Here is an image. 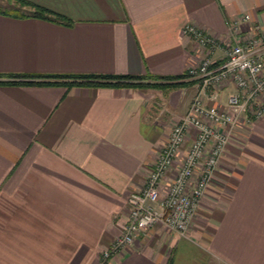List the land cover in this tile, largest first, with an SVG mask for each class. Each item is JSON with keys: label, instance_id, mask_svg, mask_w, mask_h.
Wrapping results in <instances>:
<instances>
[{"label": "crops", "instance_id": "1", "mask_svg": "<svg viewBox=\"0 0 264 264\" xmlns=\"http://www.w3.org/2000/svg\"><path fill=\"white\" fill-rule=\"evenodd\" d=\"M28 1L70 24L0 11V264H102L195 93L186 70L202 52L184 24L222 41L244 13L243 30L264 25V0ZM218 166L185 234L148 227L105 264H264V115L234 126Z\"/></svg>", "mask_w": 264, "mask_h": 264}, {"label": "built area", "instance_id": "2", "mask_svg": "<svg viewBox=\"0 0 264 264\" xmlns=\"http://www.w3.org/2000/svg\"><path fill=\"white\" fill-rule=\"evenodd\" d=\"M243 21H251V15L236 17L222 41L203 27L184 24L183 34L192 36L202 52L201 60L186 70L195 93L188 111L171 122L167 139L146 168L143 185L128 194L126 221L102 251V264L111 254L128 250L148 227L185 234L234 126L264 115V25L250 22L245 31ZM216 47L222 52L220 60L212 57ZM228 84L234 91L224 103H204Z\"/></svg>", "mask_w": 264, "mask_h": 264}, {"label": "trees", "instance_id": "3", "mask_svg": "<svg viewBox=\"0 0 264 264\" xmlns=\"http://www.w3.org/2000/svg\"><path fill=\"white\" fill-rule=\"evenodd\" d=\"M15 1L17 3V6H13V7L6 8V9L0 8V11L3 12L4 14H11V15H14L16 17H19V16H22V17L23 16H29V17L35 16V17H41V19L48 18L51 20L63 21L67 24H70V21L67 20L66 16H64L60 13H54V11H52L46 7L43 8L40 4H38L36 2H33V1L30 2L28 0H15ZM7 76H13L14 78L10 79L9 81L18 82V83H20L21 81H24V82L25 81H31L32 82L34 80V77H44L45 79L50 78V77H53L56 79H59V78H80L82 80H85L86 78L96 79L97 77H103V78H107V79L118 78L120 80H127V79L136 80L138 78L144 77L142 75H135V76H133V75H123V76L110 75V76H107V75H99V74H97V75H95V74H85V75H82V74H72V75H69V74H59V75H57V74H46V75L34 74V75H31V74H24V73H21V74L9 73ZM148 76H151V75H148ZM180 76H183V75H177L174 77H180ZM22 77H25V78L21 79ZM0 81H3V80H0ZM126 83H132L133 84V82H126ZM152 84L154 85L157 83H152ZM170 85L173 86V83L172 84L170 83Z\"/></svg>", "mask_w": 264, "mask_h": 264}, {"label": "rangeland", "instance_id": "4", "mask_svg": "<svg viewBox=\"0 0 264 264\" xmlns=\"http://www.w3.org/2000/svg\"><path fill=\"white\" fill-rule=\"evenodd\" d=\"M8 1H9V0H5V2L0 1V5H3V6H0V8L3 7V9H4V7L8 4Z\"/></svg>", "mask_w": 264, "mask_h": 264}]
</instances>
